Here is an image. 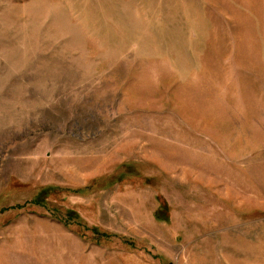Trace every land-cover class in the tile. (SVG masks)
Segmentation results:
<instances>
[{"label":"rangeland","instance_id":"rangeland-1","mask_svg":"<svg viewBox=\"0 0 264 264\" xmlns=\"http://www.w3.org/2000/svg\"><path fill=\"white\" fill-rule=\"evenodd\" d=\"M0 264H264V0H0Z\"/></svg>","mask_w":264,"mask_h":264},{"label":"trees","instance_id":"trees-1","mask_svg":"<svg viewBox=\"0 0 264 264\" xmlns=\"http://www.w3.org/2000/svg\"><path fill=\"white\" fill-rule=\"evenodd\" d=\"M94 230H95V232L97 231V229H96V228H94Z\"/></svg>","mask_w":264,"mask_h":264}]
</instances>
